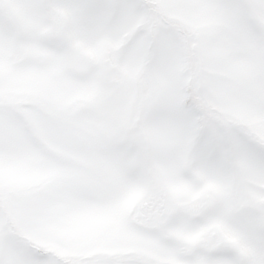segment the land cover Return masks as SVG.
I'll return each instance as SVG.
<instances>
[{"label": "rangeland", "instance_id": "obj_1", "mask_svg": "<svg viewBox=\"0 0 264 264\" xmlns=\"http://www.w3.org/2000/svg\"><path fill=\"white\" fill-rule=\"evenodd\" d=\"M132 2L0 0V264H186L211 232L264 261V0H148L186 45L158 65ZM189 91L198 129L166 130ZM142 201L159 233L130 225Z\"/></svg>", "mask_w": 264, "mask_h": 264}, {"label": "snow or ice", "instance_id": "obj_2", "mask_svg": "<svg viewBox=\"0 0 264 264\" xmlns=\"http://www.w3.org/2000/svg\"><path fill=\"white\" fill-rule=\"evenodd\" d=\"M117 7L145 15L146 27L129 42V46L136 49L140 60L149 65H158L183 55L186 45L181 37L173 32L166 21L155 15L148 0H133L132 3ZM156 112L166 130H179L186 134L194 133L198 129L202 117L195 94L191 91L174 102L163 103ZM200 148L202 151H208L206 137L202 138ZM260 154L264 157V150H261ZM234 224L238 228L244 227L239 221H234ZM214 245V241H208L192 250L191 254L185 257L186 264H244L229 249ZM261 245L264 247V233L261 234ZM261 264H264V261H261Z\"/></svg>", "mask_w": 264, "mask_h": 264}, {"label": "flooded vegetation", "instance_id": "obj_3", "mask_svg": "<svg viewBox=\"0 0 264 264\" xmlns=\"http://www.w3.org/2000/svg\"><path fill=\"white\" fill-rule=\"evenodd\" d=\"M166 214L167 213L164 211V209L162 208L158 209V207L155 206L152 201L150 202L142 201V203L134 207V209L133 207H131L128 213V220H129L130 225L133 226V228H136L137 226L141 225L143 226L142 227L143 230H155L156 231V227L163 229V226H162L163 222L157 219H159V216L165 219ZM213 236H214V233L211 232L209 234L208 241H211V239H213ZM154 238H158V237H154ZM205 240H206L205 238L201 240L199 239V241L202 243L201 244L198 243V244L200 246L204 245ZM176 248H177L176 250L182 249V247H180L178 244H176ZM169 251H170L169 254L171 255V257L165 260H169V263L171 264H177V260H175V258L172 256L173 255L172 251L171 250Z\"/></svg>", "mask_w": 264, "mask_h": 264}]
</instances>
